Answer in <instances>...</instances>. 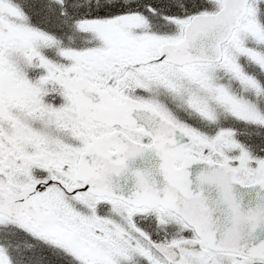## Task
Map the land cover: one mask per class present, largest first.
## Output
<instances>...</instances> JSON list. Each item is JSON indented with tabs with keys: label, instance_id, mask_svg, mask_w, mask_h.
Segmentation results:
<instances>
[{
	"label": "snow or ice",
	"instance_id": "snow-or-ice-1",
	"mask_svg": "<svg viewBox=\"0 0 264 264\" xmlns=\"http://www.w3.org/2000/svg\"><path fill=\"white\" fill-rule=\"evenodd\" d=\"M0 264H264V0H0Z\"/></svg>",
	"mask_w": 264,
	"mask_h": 264
},
{
	"label": "water",
	"instance_id": "water-1",
	"mask_svg": "<svg viewBox=\"0 0 264 264\" xmlns=\"http://www.w3.org/2000/svg\"><path fill=\"white\" fill-rule=\"evenodd\" d=\"M158 163V158L151 152H146L143 157H137L135 160L129 162V168H145L151 165H155ZM114 190L117 192H121L127 195L134 188L135 177H133L130 173H124L119 177H113ZM118 185V186H117Z\"/></svg>",
	"mask_w": 264,
	"mask_h": 264
}]
</instances>
